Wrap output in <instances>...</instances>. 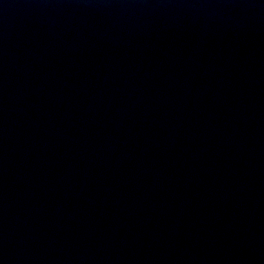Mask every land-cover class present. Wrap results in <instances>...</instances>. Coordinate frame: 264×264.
Returning a JSON list of instances; mask_svg holds the SVG:
<instances>
[{"label": "water", "instance_id": "water-1", "mask_svg": "<svg viewBox=\"0 0 264 264\" xmlns=\"http://www.w3.org/2000/svg\"><path fill=\"white\" fill-rule=\"evenodd\" d=\"M0 264H264V0H0Z\"/></svg>", "mask_w": 264, "mask_h": 264}]
</instances>
